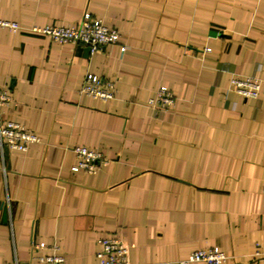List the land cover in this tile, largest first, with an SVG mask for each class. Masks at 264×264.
<instances>
[{
    "label": "crops",
    "instance_id": "crops-1",
    "mask_svg": "<svg viewBox=\"0 0 264 264\" xmlns=\"http://www.w3.org/2000/svg\"><path fill=\"white\" fill-rule=\"evenodd\" d=\"M86 13L119 42L89 54L31 31ZM0 20L21 27L0 26V89L13 98L0 119L40 137L24 152L0 144V264H97L112 237L129 264L210 248L225 264H264V0H0ZM87 73L115 98L81 94ZM247 77L257 97L233 90ZM160 88L176 105L156 112ZM77 146L110 163L73 170Z\"/></svg>",
    "mask_w": 264,
    "mask_h": 264
},
{
    "label": "built area",
    "instance_id": "built-area-1",
    "mask_svg": "<svg viewBox=\"0 0 264 264\" xmlns=\"http://www.w3.org/2000/svg\"><path fill=\"white\" fill-rule=\"evenodd\" d=\"M2 28L18 31L21 27L10 21L0 20ZM31 31L49 36L52 40L59 43H70L89 48V54L101 52L106 46L116 44L120 39V32L109 28L102 20L94 18L90 13H86L81 24L78 26H53L44 27L34 26ZM125 50V48H123ZM206 51H210L207 49ZM232 88L235 92L246 97H257L260 89V80L257 77L233 78L231 80ZM81 94L99 98L102 100H111L116 96V87L113 82L87 73ZM13 98L9 91L0 89V108L9 105ZM176 105V98L172 91L167 88H160L156 95L148 102V106L156 112L168 110ZM40 142V137L32 130L17 122H2L0 119V144L7 145L11 149L18 151H27L29 146ZM78 162L73 167L75 171H85L89 174H96L110 162L105 158L102 152L90 150L84 146H77L73 149ZM100 250L98 251L97 264H129V245L121 238H101L99 240ZM39 244L34 243V251H39ZM57 247L55 246V249ZM256 259H264V245H258L254 253ZM231 259L226 253L218 248L197 250L187 259L182 260L180 264H191L202 262L205 264H225ZM15 264H20L15 262ZM31 264V263H25ZM37 264H68L65 258L58 254H50L37 257Z\"/></svg>",
    "mask_w": 264,
    "mask_h": 264
},
{
    "label": "water",
    "instance_id": "water-1",
    "mask_svg": "<svg viewBox=\"0 0 264 264\" xmlns=\"http://www.w3.org/2000/svg\"><path fill=\"white\" fill-rule=\"evenodd\" d=\"M86 52H88V53L90 52L89 48L86 49Z\"/></svg>",
    "mask_w": 264,
    "mask_h": 264
}]
</instances>
